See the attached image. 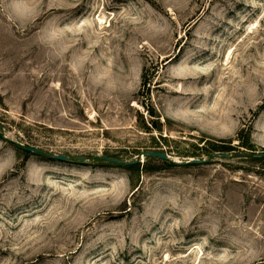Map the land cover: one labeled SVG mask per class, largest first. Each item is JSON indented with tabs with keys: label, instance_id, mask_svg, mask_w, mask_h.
<instances>
[{
	"label": "rangeland",
	"instance_id": "374dc122",
	"mask_svg": "<svg viewBox=\"0 0 264 264\" xmlns=\"http://www.w3.org/2000/svg\"><path fill=\"white\" fill-rule=\"evenodd\" d=\"M257 152L264 0H0V264H264Z\"/></svg>",
	"mask_w": 264,
	"mask_h": 264
},
{
	"label": "water",
	"instance_id": "95a60500",
	"mask_svg": "<svg viewBox=\"0 0 264 264\" xmlns=\"http://www.w3.org/2000/svg\"><path fill=\"white\" fill-rule=\"evenodd\" d=\"M15 145L25 151V152H29V153H34V154H44L50 158H53L55 160H59V161H63V162H82L85 164H89L91 161L89 159H87L86 157H75V160L71 159L70 156L68 155H64V154H56V153H52V152H47L46 150L42 149V148H36L33 146H27V145H22V144H17L15 143ZM248 156H254V157H261L264 156V152L261 153H252V154H247ZM213 157H222V158H228L231 156L230 153H214L212 155ZM143 157H153V158H159L162 160H167V161H171L170 156L167 153L164 152H160V151H144L140 154L139 158L133 160V161H125V160H121L118 158H114V157H103V156H98L99 159H102L104 161L107 162H111V163H115V164H119V165H125V166H129V165H135L137 163H140L143 159ZM208 161V159H189L186 163H190V164H204Z\"/></svg>",
	"mask_w": 264,
	"mask_h": 264
},
{
	"label": "trees",
	"instance_id": "16d2710c",
	"mask_svg": "<svg viewBox=\"0 0 264 264\" xmlns=\"http://www.w3.org/2000/svg\"><path fill=\"white\" fill-rule=\"evenodd\" d=\"M148 113L150 114V115H153V111H151V110H148ZM252 149V148H251Z\"/></svg>",
	"mask_w": 264,
	"mask_h": 264
}]
</instances>
